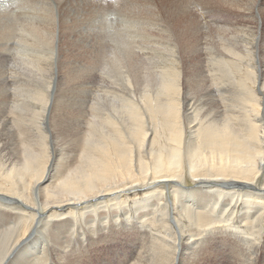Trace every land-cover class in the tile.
<instances>
[{
    "label": "bare ground",
    "instance_id": "6f19581e",
    "mask_svg": "<svg viewBox=\"0 0 264 264\" xmlns=\"http://www.w3.org/2000/svg\"><path fill=\"white\" fill-rule=\"evenodd\" d=\"M158 252L264 264V0H0V264Z\"/></svg>",
    "mask_w": 264,
    "mask_h": 264
},
{
    "label": "rangeland",
    "instance_id": "374dc122",
    "mask_svg": "<svg viewBox=\"0 0 264 264\" xmlns=\"http://www.w3.org/2000/svg\"><path fill=\"white\" fill-rule=\"evenodd\" d=\"M3 1H5V2H7L8 0H3ZM88 1H90L92 4H93V2L95 1V0H88ZM238 52V55H237V58H239V59H241L242 57H243V53L242 52H240V51H237ZM249 56H247L246 55V58H248ZM234 68V67H233ZM46 146H50L51 147V143L50 144H48L47 143V145ZM50 147H47V148H49L48 149V152L47 153H49V152H51V148ZM50 157H48V165L50 164V160H51V155H50V153L48 154ZM48 165H47V167H48ZM52 179H50L49 181H47L45 184H48L50 181H51ZM193 181V180H192ZM191 181V182H192ZM53 182V181H52ZM185 184V183H184ZM192 185V184H191ZM191 185H188V184H185V186H186V188H188V189H191ZM126 253V251H121V254H125ZM111 256V254L109 255H107L106 256V259L105 260H107V262H109V263H111V262H113L114 260H110V259H112V257L109 259V257ZM156 260L155 261H152V260H149L148 262H149V264H160V261H161V259H160V254H159V252L158 253H156ZM102 263V262H101ZM166 264H171V263H169L168 261L166 262Z\"/></svg>",
    "mask_w": 264,
    "mask_h": 264
}]
</instances>
